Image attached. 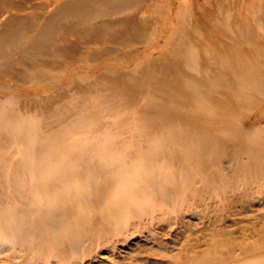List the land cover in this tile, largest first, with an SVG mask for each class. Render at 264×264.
<instances>
[{"label":"rangeland","instance_id":"rangeland-1","mask_svg":"<svg viewBox=\"0 0 264 264\" xmlns=\"http://www.w3.org/2000/svg\"><path fill=\"white\" fill-rule=\"evenodd\" d=\"M63 1L0 0V217L45 227L47 205L79 251L0 235V264H264V0L68 9L46 44ZM196 158L224 184L210 166L158 204L162 176ZM237 161L250 175L231 181Z\"/></svg>","mask_w":264,"mask_h":264},{"label":"bare ground","instance_id":"bare-ground-1","mask_svg":"<svg viewBox=\"0 0 264 264\" xmlns=\"http://www.w3.org/2000/svg\"><path fill=\"white\" fill-rule=\"evenodd\" d=\"M126 1L127 0H98L94 2L81 1V0H69V2L63 1L61 3V6L54 13V15L50 17V20L46 23V25H44L42 28L38 30V37L43 38L46 44L48 42H53L57 38L60 30H58L57 26L55 25L56 24L55 22L56 13H59V12L61 13L68 9H71L72 11H79V12L85 13L86 11H91L95 9L97 6H101L104 8H112V9H116L117 11H119L120 8L126 3ZM72 13H78V12H72ZM10 20L11 19L9 18L5 23L9 22ZM18 38H19L18 35H15L11 37L4 36L3 39H5L6 41H13V42L18 40L19 42L22 38L21 39H18ZM29 40L31 41V39ZM5 46H6L5 43L4 45L0 44V59L7 58L10 54V52L7 50ZM179 119L186 120V117L180 115ZM223 144L226 145L228 151L224 149L222 146L223 150L228 152V155L232 154L235 160L239 156V154L234 152V148L235 146L239 145V143L238 142H234V143L223 142ZM241 146L243 149L246 147L243 145ZM189 152L190 154L195 155L194 152H191V151ZM190 154H187L186 156L187 159L192 158ZM196 155H199V154H196ZM170 156H172V158L175 159L176 161L179 159L178 156H176V154H173V152L172 154H170ZM154 159H156L155 155L154 157L150 159L149 162H146L145 160L139 167H135L133 169L135 173L136 172L138 174L143 173V175H146L145 179L141 181V183L137 185L135 184L136 186L134 185L135 190L139 188L138 185L144 184L143 182H149L151 179L152 181H154V178L157 177V176H152L146 172V167L148 166L150 162L154 161ZM168 160H169L168 163H171L170 165L175 164V161H173L170 157ZM195 160L200 163L199 165H197L198 168L196 170L194 169L192 171L185 170L183 171V173L181 174L179 173V175L176 174V177H174L172 174H164L162 176L161 185H159L158 187L159 189L156 193L157 195L158 193H161L160 199L157 201L158 204L160 205L164 204V201L166 200L165 198L166 192L172 190V188L178 190V188H182L184 184L188 183L192 178H195V176L196 177L199 176L201 178V176L205 175L206 168L210 166H216L214 162H212L211 164H207V166H205L206 165L205 161L202 162L201 159L199 158H196ZM250 171L262 173L264 172V165L260 164L257 167V169L252 168ZM250 171L242 167L241 163L237 161L234 168L233 167L231 168V173L229 174L228 178L229 179L231 178V181H234L235 179H239V178H247V176L250 175L249 173ZM212 176L215 178V180H217L218 182L221 181V183L224 184V175L220 173L219 165H218V168L216 166V170L213 171ZM153 198L154 197L152 196V199ZM135 199L137 202L138 201L137 193H136ZM130 204L133 206V202ZM38 209L40 211V217L44 218L45 220V223H46L45 227L42 226L38 222L39 220L34 219L32 217L25 220L23 224V223H11V222L6 223L7 220L1 216L2 218L0 217V235L10 238L9 242L16 243L14 245H18L19 247L20 245H22V248L24 247L25 249L33 250L37 253L44 251L48 254V256L61 257V255L64 254V253L61 254V251L65 252L66 250H69L72 252V254L77 255L79 251L78 250L79 247H73L71 238L70 237L67 238L66 236L68 235L63 234L62 231L58 230L59 225L51 218L47 205L44 207L39 206ZM115 209H116V206L108 210L111 211ZM17 234H20L22 241L20 240L18 242V241L13 240V237H16ZM23 237H26L27 240L25 239L23 240ZM20 242H22V244H20Z\"/></svg>","mask_w":264,"mask_h":264}]
</instances>
